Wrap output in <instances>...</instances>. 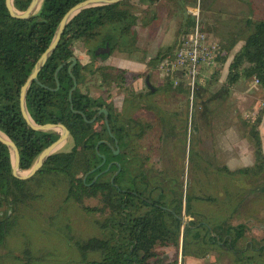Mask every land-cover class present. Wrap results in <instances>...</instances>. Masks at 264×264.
<instances>
[{
	"label": "trees",
	"instance_id": "trees-1",
	"mask_svg": "<svg viewBox=\"0 0 264 264\" xmlns=\"http://www.w3.org/2000/svg\"><path fill=\"white\" fill-rule=\"evenodd\" d=\"M82 1L84 0H43L35 16L29 20H19L10 17L5 7V0H0V132L16 145L20 155L19 168L22 171L32 167L38 155L58 139V134L55 131L36 132L26 125L20 112V89L37 60L49 46L62 17L69 9ZM213 1L200 0L199 5L201 4L202 8L209 11ZM30 2L31 0H13V7L23 12ZM244 2L248 7L247 11L251 12L246 13L247 15H244L233 29L222 33L220 38H214L219 50L217 70L214 71L213 76H218L220 71L218 68H223L229 55L231 59L225 81L207 103L214 98L226 97L230 89L242 78L257 79L256 87L264 91V18L253 19L250 1ZM144 4L146 0H124L118 4L81 11L67 25L57 48L37 76V80L42 85L51 89L56 88V81H58L59 89L52 92L36 83H32L29 87L26 94V108L31 120L37 125L49 123L64 125L73 137V148L69 153L57 152L50 156L41 170L30 179L18 180L11 174L9 151L0 143V251L3 250L0 254V264L44 263L49 251L43 254L42 258H36L27 246L22 251V257H16L13 251V240L18 234L23 237L25 217L22 216L20 209L28 207L32 201L38 199L39 188L47 182L54 185L61 181L66 183L65 202L77 203L84 212H92V214L95 212L102 216L101 219H94L93 222L97 233L86 239L72 236L67 224L62 227L56 226L58 234L62 236L60 240L71 245L79 256L77 261L66 264H163L161 260L151 262L157 256L156 249L167 246L178 248L180 240H182L183 257H203L211 246L221 248L220 245H223L226 251L233 254L236 264H263L262 256H258L257 260L255 256H251L250 245L242 251L236 250L237 243L244 236L243 224L232 226L227 219L217 218V216L215 220L211 216L200 219V215H196V223L190 221L186 226L170 212L157 207L146 208V203L141 198L128 192L136 191L135 188L145 191L143 185H139L141 173L138 174V172L144 167L140 163V168L137 167L138 154L131 155L132 169L127 166L128 164L125 166L122 164L123 167L115 176L113 183L110 181L117 171L116 165H112L106 173L101 174L93 182L97 173L103 172L107 164L115 157L107 145L101 146L99 153L105 156L106 161L100 169L96 168L102 159L94 150L97 141V138L93 137L95 133L91 125L86 123L79 114H73L70 110L68 91L72 87V80L67 71L68 65H64L59 70L56 78L54 74L60 65L73 56L72 46L76 41L85 40L93 44L100 36L102 46H108L110 52L103 55L97 52L95 55L102 56L104 59L112 53L119 44L118 40L122 38L128 43L123 47L125 55L131 56L137 52L134 29L146 21V11L149 7H142ZM192 25L193 20L187 19L180 30L186 33ZM205 33L208 36L207 41L213 42L210 38L211 34L207 31ZM184 37H181L179 41ZM171 51L172 48L159 51L150 59L148 67L156 66L166 56L172 57ZM83 69L79 65L72 69V75L78 84L83 80ZM206 70L208 69H204ZM183 84L173 86L171 79L166 78L163 86L153 87L154 93L146 88V97L150 98L159 90L188 95L189 90L185 81ZM204 91L207 89L200 86L196 93H193L194 99L203 102ZM72 106L73 110L82 112L86 120H90L96 112L90 109L87 95L79 90L72 95ZM146 109L155 111L154 101H147ZM263 110L257 113L253 122L246 120L247 123H251L248 126L247 137L254 149L253 167L232 172L224 169L225 173L231 176L236 174L248 176L264 172V152L262 153V142L258 131ZM171 114L175 118L176 112ZM184 126L186 128L183 121V129ZM173 127L175 125L172 123L170 130L165 131L166 136L173 133ZM90 131H92L91 134ZM185 138L186 130H184ZM121 161L126 162V159L123 158ZM143 161H145L144 158ZM93 169H95L94 172H90ZM78 175L83 177L78 178ZM84 176H86L85 180H83ZM165 177L168 178L169 175L166 174ZM168 189L163 188L164 198L170 190ZM90 198L98 199L99 206L92 208L83 206V201ZM192 201L193 197L187 195L185 200L187 215H192ZM181 207L180 195L176 213L178 216H181L180 212L183 210ZM224 208V203L220 206L218 204L215 213H219ZM202 220L209 229L196 227ZM212 235L219 240L217 241ZM49 254L52 253L49 252L47 255Z\"/></svg>",
	"mask_w": 264,
	"mask_h": 264
},
{
	"label": "rangeland",
	"instance_id": "rangeland-1",
	"mask_svg": "<svg viewBox=\"0 0 264 264\" xmlns=\"http://www.w3.org/2000/svg\"><path fill=\"white\" fill-rule=\"evenodd\" d=\"M185 1L186 6L193 7L194 10L191 13L198 12L201 24L213 39L220 38L222 33L233 29L244 15L246 16L251 12L247 11L248 7L244 2L245 0H214L209 11L202 8L201 4L199 5L200 0H195L191 5H189L190 1ZM249 1L253 19L264 18V0ZM149 11H146V21L142 22L145 29L142 31V24L137 25L136 28L142 33L141 37L146 36V22L150 18ZM191 13L187 16L192 21ZM189 30L186 33L183 30L177 32L178 40L174 46H171L172 54L181 37L186 36ZM118 43V46L107 57L109 65H102L98 70L99 75L102 76L103 74L107 77L101 82L100 77L95 74L93 81L89 80L88 82L89 88L85 90L84 85H82L79 87L80 91H88L93 96L98 95L103 87L111 91L116 88L114 84L119 82L120 77L123 78L121 79L123 85L119 84V88L137 87L138 79L142 81L145 76L148 77L151 86L154 88L163 86L166 78L156 72L158 64L152 68L148 67L150 59L147 62L146 59L144 60L145 66L142 67L141 72H133L123 68L124 60L131 56L123 53V47L128 43L123 38L119 39ZM73 46L76 55L85 49L82 41L76 42ZM165 48L155 47L151 53H154L155 56ZM133 57L137 61L140 59L139 55L135 53ZM230 59L231 56L229 55L223 68H218L220 70L218 76H213L214 71L217 70L215 68V70H206L198 78L199 84L195 86L194 92L196 93L200 86L207 89L204 91L203 102L191 98L190 91L188 95H182L159 90L150 98L146 97V102L154 101L155 111L146 110V118H150L147 137L145 133L142 138L137 139L133 144V150L139 152V155L144 158L146 146H148L151 163L160 171L173 170V175L176 178L174 183L182 185L183 197L185 194L193 197L191 202L192 215L186 216L185 214L183 216L185 222H195L197 220L196 215H200V219L207 216L214 217V220L216 216L227 219V222L232 226L243 224L245 226L244 236L237 243L236 250L242 251L243 248L250 245L252 248L251 256H255V260L258 259V256H262L264 261V172H258L255 175L249 174L248 176L245 174L231 176L224 170L227 169L232 172L253 167L254 149L252 142L247 137L248 126L251 123H247L246 120L253 122L257 113L264 109V91L260 87L253 88V80L242 78L230 89V93L226 97L214 98L207 103L225 81ZM97 65L98 62H94L92 67H97ZM133 70L138 71L137 69ZM110 74H118L119 77L113 78ZM110 76L111 78H109ZM175 78L178 79V85L183 84L184 80L180 75L175 76ZM141 87L144 88L142 85ZM146 88L144 92H146ZM117 92L120 93L119 90ZM103 95H106V92ZM156 105L159 108H156ZM158 111L161 113L176 112L177 119L171 120L175 125L174 131L166 137L158 128L157 121L153 117V113L156 114ZM183 121L186 125L184 129ZM184 130H186L185 139ZM258 131L263 143V153L264 113L261 116ZM55 132L59 133L60 131L55 130ZM70 145L71 143L67 140L58 152L68 151ZM109 164L111 162L103 171L108 168ZM21 173L26 175L28 170ZM82 177V175H78V178ZM150 185L153 186V179H151ZM166 187L171 188L172 186L167 185ZM65 190L66 183L64 181L56 182L54 185L47 182L39 188L38 199L32 201L28 207L20 209L22 216L25 217V224L22 231L23 237L18 234L13 240L14 256L21 258L22 251L28 246L36 258H42L43 254L48 251L52 253L47 255L48 252L44 263L41 264H66L78 260L79 256L74 252L72 246L60 240L62 236L58 234L56 226L62 227L67 224L72 236L86 239L97 233L93 222L94 219H101L102 216L95 212L94 214L84 212L77 203L65 202ZM223 203L225 208L219 213H215L218 204L220 206ZM83 206L97 207L99 201L93 198L85 199ZM220 246L221 248H217L215 245L211 246L203 257H183L182 240H180L178 248L172 246L157 248V256L151 262L155 263L161 260L163 264H236L233 254L226 251L225 246ZM261 248L262 250H260ZM2 253L3 250L0 251V254Z\"/></svg>",
	"mask_w": 264,
	"mask_h": 264
},
{
	"label": "flooded vegetation",
	"instance_id": "flooded-vegetation-1",
	"mask_svg": "<svg viewBox=\"0 0 264 264\" xmlns=\"http://www.w3.org/2000/svg\"><path fill=\"white\" fill-rule=\"evenodd\" d=\"M80 41H82L83 46H85V49H83V52L80 51L79 54L76 55V53L74 52V46H72L73 56L71 57H74L76 59L77 61L76 64L72 65V61L69 60L71 57L67 59L66 62L64 63L65 65H68L67 71H68V68L72 65L71 73H72V69L75 68L77 65L84 68L83 69V75H84L83 80L80 84H78L76 80L77 87L73 91V93L76 90L80 91L79 87H81L82 85H84V89L87 90L89 88L88 82L89 80L93 81V79L95 78V74L100 77V81L102 82V80L107 76L103 74L102 76L99 75L98 70L102 67V65L104 66L109 65V62H107V57L106 59H104L102 58V56L95 55V53L97 52H100V54L103 55L104 52H106L107 50L106 46L105 47H103L104 45L102 46V40L100 36L96 39L95 43L93 44L88 43L85 40H80ZM76 42H74V44ZM82 59H86V61ZM94 62H98L97 67L95 66L92 67L94 65ZM63 67L64 65L62 66V68ZM112 76L113 78L119 77L118 74H114ZM121 79L123 78L120 77L119 82L117 84H114L116 88L109 91V89H106V87H103L100 93L96 96L91 95V93H88V91L87 92L80 91L81 93L87 95L89 104L91 105L90 109L96 110V112L92 115L90 120H86V117L82 112L80 111H77V112H79L80 116L81 114L84 115L85 119L83 118V116H81L83 120L89 125H91L92 131H94L95 133L93 137L97 138L95 146L97 145V143H100L98 147V152L101 146L107 145L110 151L112 152L113 156L115 157L112 160L111 164H109L110 168L112 165L118 164L120 165V170H119L120 172L123 165L125 166L128 164L127 166H129V168L132 169L131 155L138 154L137 167L140 168V164L141 165L143 164V167H144L143 170L140 169V171L138 172V174L141 173V176H140L141 180H139L140 181L139 185H143V187L145 188V191L143 192L139 188H135L136 191H128V192L131 193L132 195H135L141 198L146 203V208H149V207L156 208L157 207L167 212H170L174 214L183 225L187 226L190 221H188V224H185L183 216H185L186 214L185 200L188 194L187 195L185 194L183 197L182 185H180V183L179 184L174 183L176 182V178L173 175V172H172L173 170H169V169L168 170L165 169L161 171L158 170V168H156L154 164L151 163L150 149L148 146H146V157L144 153V159L146 161H143V158H141V156L139 155V152H135L133 150L134 149L133 144L137 141V139L142 138L145 135V133L147 137V131L149 128L148 123L150 122V118L148 119L146 118V110H147L146 109V92H144L145 91L144 89L146 88V76L142 78V81L139 79V85L137 87L134 86L133 84L134 87L129 86L125 88H119V84L123 85V80L121 81ZM141 85L144 88H142ZM70 90L68 91V94ZM118 90L120 91V93L117 92ZM105 92H106V95H103ZM72 95H71V104H72ZM68 101H69V98H68ZM94 105H97L99 107L97 106L94 107ZM156 108H159V106L156 105ZM104 111L107 112L106 115L104 114ZM148 111L150 110L148 109ZM160 111H158L156 114L154 112L153 117L155 118V121H157L158 128L160 129V131H162V134L166 137L165 131L168 132L170 130V128L172 127L171 120H174V119L176 120L177 116L175 115V118H174L172 117L171 113H167V112L161 113ZM57 124H60V123H57ZM92 131H90V134L92 133ZM58 137H59V134H58ZM68 140L71 143V145L69 146V150L66 152L69 153L71 152L73 148V137L71 134ZM115 143H117V145ZM95 146H94V150H95ZM115 151L117 152L116 154H115ZM102 156L105 159V156L104 155ZM123 158L126 159V162L121 161ZM100 164L97 165L96 167L97 169L101 168V167L98 168ZM94 170L95 169L91 170L90 172H94ZM117 171H118V168H117ZM166 174L169 175L168 178L165 177ZM85 177L86 176H84L83 180H85ZM151 179H153V186L150 185ZM173 183H174V187H173ZM167 185H171L172 187L169 188L170 190L168 189L169 191H167L166 196L164 198V196L162 195L164 194L163 188L166 187ZM124 192L126 191L124 190ZM180 195L182 197L183 210L182 212H180L181 216L180 215L178 216L176 213H177V208H178V199ZM162 197L164 200L161 199ZM160 203H164V204H160ZM186 216L188 215L186 214ZM196 227H201V228L206 227L209 229V226L203 221H200V223L197 224ZM216 240L217 241L219 240L218 237H216ZM260 250H262V248Z\"/></svg>",
	"mask_w": 264,
	"mask_h": 264
},
{
	"label": "water",
	"instance_id": "water-1",
	"mask_svg": "<svg viewBox=\"0 0 264 264\" xmlns=\"http://www.w3.org/2000/svg\"><path fill=\"white\" fill-rule=\"evenodd\" d=\"M122 1H124V0H84V1L76 4L75 6H73L71 9H69L66 12V14L62 17V19L60 20V22H59V24H58V26L54 32L53 38H52L49 46L42 53L40 58L35 63V65L32 68L25 84L21 87L20 94H19L20 112L22 114V117H23L26 125L31 130L36 131V132H47V131L59 130L60 131L58 133L59 137L55 142H53L51 145H49L47 148H45L38 155L34 164L28 170V173L26 175H20V173L23 171L20 170V168H19V164H20L19 151H18L16 145L10 139L8 137H6V135H4L2 132H0V143L5 145L9 151L10 160H11V174L14 178H16L18 180H28L31 177H33L39 170H41V168L43 167L46 160L50 156H52L53 154L58 152V146L61 145L62 143H65L69 139V136H70L69 131L62 124H50L49 123V124H44V125H37L31 120V118L28 115L27 108H26V94H27L29 87L31 86L32 83H36L38 86L42 87L43 89H47V90L52 91V92L56 91L59 87L58 81H56V85H57L56 89H49L46 86H43L37 80V76L40 73V71L42 70V68L44 67V65L46 64V62L48 61V59L52 56L55 49L57 48L58 43H59L67 25L71 22V20L75 16H77L83 10H86L89 8H94V7L114 5V4H118ZM42 2H43V0H31L27 9L23 12H19V11L14 9L13 0H5V7H6L11 18L19 19V20H29L30 18H32L33 16H35L37 14V12L39 11V9L41 7ZM106 48H107V50L104 53L108 54L110 51L108 50V46H106ZM69 60L72 61V65H75L77 62L74 57H71ZM63 65H65V64H63ZM63 65H60L56 69L55 74H54L55 78L57 77V74ZM72 65L68 68V72L72 78V85H73L69 94H68V98H69V102H70V110L74 114H79V112L73 110V107L71 104V95L77 87L76 79L74 78V76L71 73ZM146 87L148 89H150L151 92L154 91V88H153V86H151L148 77H146ZM104 114L106 115L107 112L104 111ZM81 116H83V118L85 119L84 115L81 114ZM115 144L117 145V143H115ZM99 145H100V143H97V145L95 146V150L97 151V154L103 159V161L99 165L98 168H100L104 164V161H105L104 157L102 155H100L98 152ZM116 153L117 152L115 151V154ZM116 166H118V171L111 177V181H110L111 183H113L115 176L118 174V172L120 170V165L116 164ZM109 168H110V165L108 166V168L105 171L99 173L94 178L93 182H95V180L101 174L106 173L109 170ZM93 182H91V183H93ZM185 224H188V222H185Z\"/></svg>",
	"mask_w": 264,
	"mask_h": 264
},
{
	"label": "crops",
	"instance_id": "crops-1",
	"mask_svg": "<svg viewBox=\"0 0 264 264\" xmlns=\"http://www.w3.org/2000/svg\"><path fill=\"white\" fill-rule=\"evenodd\" d=\"M187 1H190L189 5H191L194 3L195 0ZM186 5L187 3L186 1L184 2V0H146V4L142 6H146V8L149 7L150 10H148L150 13V18L148 19V22H146V36L141 37L142 33H140V31L136 29L137 26L134 29L137 35V41L135 46L138 49L135 54L139 55L140 59L137 61L133 57L134 54L131 55V57L129 55L130 58L124 60L125 62L122 67L127 68L133 72H141L143 69L142 67L145 66L143 63L144 60L146 59L147 62L149 59L153 58L154 53L151 52L154 50L155 47H166L165 49H167L171 48V46H174L178 40L177 32L180 30L183 21H186L189 18L187 16L189 15V12L194 10L192 9L193 7H188ZM141 26L143 27V24ZM144 29L145 28L143 27L142 31ZM210 38L214 42V39L211 37V35ZM82 60L86 61V59ZM133 69H137L138 71H134ZM204 72V70L201 71L202 74ZM136 85H139V79L138 84ZM252 87H255L256 89V86L253 84V81Z\"/></svg>",
	"mask_w": 264,
	"mask_h": 264
},
{
	"label": "built area",
	"instance_id": "built-area-1",
	"mask_svg": "<svg viewBox=\"0 0 264 264\" xmlns=\"http://www.w3.org/2000/svg\"><path fill=\"white\" fill-rule=\"evenodd\" d=\"M191 15L193 25L189 33L179 41L172 57L166 56L159 62L156 71L163 78H170L173 86L178 84V79L175 76L180 75L191 92V98L194 99V88L199 83L198 78L202 76L201 71L217 67L219 46L216 42L207 41V35L200 22L198 12H192ZM252 80L256 86L257 79L253 78Z\"/></svg>",
	"mask_w": 264,
	"mask_h": 264
},
{
	"label": "bare ground",
	"instance_id": "bare-ground-1",
	"mask_svg": "<svg viewBox=\"0 0 264 264\" xmlns=\"http://www.w3.org/2000/svg\"><path fill=\"white\" fill-rule=\"evenodd\" d=\"M62 145H64V143H62L61 145L58 146V150L60 149V147H62ZM24 173H20V175H23ZM26 174V173H25Z\"/></svg>",
	"mask_w": 264,
	"mask_h": 264
},
{
	"label": "clouds",
	"instance_id": "clouds-1",
	"mask_svg": "<svg viewBox=\"0 0 264 264\" xmlns=\"http://www.w3.org/2000/svg\"><path fill=\"white\" fill-rule=\"evenodd\" d=\"M174 52H175V51H174ZM174 52H173V53H174Z\"/></svg>",
	"mask_w": 264,
	"mask_h": 264
}]
</instances>
